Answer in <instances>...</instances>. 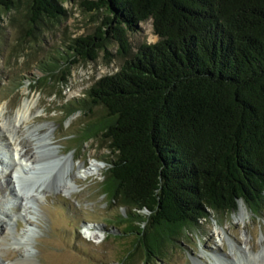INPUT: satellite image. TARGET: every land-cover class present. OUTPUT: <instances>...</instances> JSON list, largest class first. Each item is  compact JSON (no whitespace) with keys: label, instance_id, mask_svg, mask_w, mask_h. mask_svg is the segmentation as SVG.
<instances>
[{"label":"trees","instance_id":"obj_1","mask_svg":"<svg viewBox=\"0 0 264 264\" xmlns=\"http://www.w3.org/2000/svg\"><path fill=\"white\" fill-rule=\"evenodd\" d=\"M18 1L0 0V7L10 12ZM86 3L108 16L48 65V82L66 84L62 66L95 62L102 52L110 63L123 60L67 107L68 117L94 107L104 112L87 124L81 144L102 137L109 152L102 189L126 208L118 226L136 237L127 258L142 250L159 258L186 231L235 213L241 202L262 216L264 0ZM27 5L35 39L47 19L67 15L61 0ZM149 20L159 40L133 51L129 34Z\"/></svg>","mask_w":264,"mask_h":264},{"label":"rangeland","instance_id":"obj_2","mask_svg":"<svg viewBox=\"0 0 264 264\" xmlns=\"http://www.w3.org/2000/svg\"><path fill=\"white\" fill-rule=\"evenodd\" d=\"M86 1L98 2L61 0L67 15L47 19L35 31L36 39L26 21L28 0H19L10 12L0 7V264H144L148 259L143 250L133 261L127 258L136 237L123 235L124 227L118 226L126 208L104 195L109 152L102 137L81 144L87 124L103 110L94 107L68 117V103L83 99L123 60L115 57L110 63L102 52L95 62L77 63L70 70L62 66L66 84L48 82V65L70 52L72 39L93 34L108 16L106 8L90 10ZM129 38L133 51L159 40L152 20L139 23ZM118 49L116 43L109 46L113 54ZM26 98L36 102L35 117L21 124L15 113ZM21 148L28 160L41 156L42 165L32 173L17 166ZM84 170L87 177L79 174ZM211 256L223 264H264V213L256 217L241 202L235 213L186 231L147 264H212Z\"/></svg>","mask_w":264,"mask_h":264},{"label":"bare ground","instance_id":"obj_3","mask_svg":"<svg viewBox=\"0 0 264 264\" xmlns=\"http://www.w3.org/2000/svg\"><path fill=\"white\" fill-rule=\"evenodd\" d=\"M28 91H29V89H28ZM35 103L36 102L34 100H30L29 98H26L23 101V103L21 104V106L16 110V113H15L16 121L18 120V122L21 123V124H28L35 117L33 115V108L35 106ZM15 141L19 145H21V143H20V137L17 136L15 138ZM22 150H23V148H21V150L19 152L20 153V157H19V160L20 161H19V163H17V166L19 168H21L22 171H23V168L27 167L28 169L26 170L27 172L25 174L32 173V170L38 169L42 165V161L40 159L41 156L38 157V159H35V160H28L27 158H25L27 156V151H24L22 153ZM80 168H82V167H80ZM79 174H81L82 177H87L90 173L88 171L84 170V171H80ZM63 189H66V192L68 194L69 193H71V194L73 193L72 191H70V189L67 186H64ZM245 211L246 210L244 209V207H242L239 214L241 216H244V215H246V212ZM231 248H232V250L234 249V245L233 244H231ZM211 258H212V264H219L221 262L218 259V257H216V256H211ZM25 263H28V264H39V263H36L33 260L32 261H29V262H25ZM196 264H197V262H196Z\"/></svg>","mask_w":264,"mask_h":264},{"label":"water","instance_id":"obj_4","mask_svg":"<svg viewBox=\"0 0 264 264\" xmlns=\"http://www.w3.org/2000/svg\"><path fill=\"white\" fill-rule=\"evenodd\" d=\"M240 206V205H239Z\"/></svg>","mask_w":264,"mask_h":264}]
</instances>
